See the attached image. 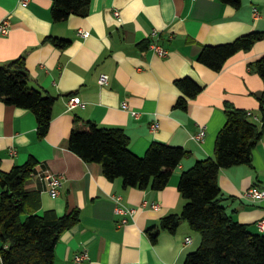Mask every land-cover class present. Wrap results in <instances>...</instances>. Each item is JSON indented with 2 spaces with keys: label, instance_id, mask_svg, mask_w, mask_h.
<instances>
[{
  "label": "crops",
  "instance_id": "0c3cea01",
  "mask_svg": "<svg viewBox=\"0 0 264 264\" xmlns=\"http://www.w3.org/2000/svg\"><path fill=\"white\" fill-rule=\"evenodd\" d=\"M52 13L53 0H29L27 6L22 0H0V23L11 18L8 35L0 34V66L25 58L30 87L57 98L45 138L39 137L33 112L0 101V171L36 159L26 188L40 194L37 214L81 212L80 222L58 242L56 264H185L202 241L188 222L175 233L161 230L156 242L148 232L165 217L183 212L187 201L179 190L181 175L214 157L227 105L249 112L262 127L264 80L252 65L264 56V40L233 56L221 72L198 57L205 46L264 32V0H242L240 9L220 0H92L86 17L73 15L56 23ZM54 39L70 44L61 49ZM154 44L168 57L156 54ZM104 74L109 83L101 86ZM186 78L203 88L196 98L186 97L176 85ZM71 98H80L84 106L69 110ZM180 98L188 100L186 109L176 107ZM84 121L123 129L131 152L140 157L154 143L184 148L189 155L164 190L126 188L122 179L110 181L101 164L86 163L69 149L73 131L86 129ZM155 123L159 128L153 131ZM204 128V140H195ZM48 171L65 177L58 198L49 192ZM219 184L226 212L264 233L258 225L264 219V199L244 198L252 188L264 190V137L252 166L222 170ZM115 197L136 210L125 225L116 214ZM154 203L159 209L152 208ZM85 252L89 259L77 263L76 256Z\"/></svg>",
  "mask_w": 264,
  "mask_h": 264
},
{
  "label": "trees",
  "instance_id": "16d2710c",
  "mask_svg": "<svg viewBox=\"0 0 264 264\" xmlns=\"http://www.w3.org/2000/svg\"><path fill=\"white\" fill-rule=\"evenodd\" d=\"M236 9L242 0H220ZM92 0H53V19L59 23L71 16L86 17ZM264 40V32H253L234 42L205 46L198 61L216 72L242 51H250ZM61 49L69 41L56 40ZM264 80V56L253 65ZM25 58L0 66V101L33 112L38 122V134L45 138L53 120L57 98L29 84ZM190 99L203 88L190 78L176 82ZM188 100L180 98L177 108L186 109ZM262 127L253 116L232 105L226 106L227 121L219 132L215 155L197 162L182 173L179 190L187 204L180 215L165 217L158 228L148 235L157 241L161 230L175 233L182 222L201 235L200 247L191 253L185 264H264V233H255L249 226L235 221L222 205L219 176L222 170L252 166L254 150L264 137V92L260 98ZM79 121V120H78ZM85 130L75 129L69 149L86 163L101 164L110 181L122 179L126 188L164 190L189 152L181 147L154 143L143 157L130 150V138L123 129L103 128L90 121ZM38 161L31 158L25 165L10 172L0 171V255L3 264H56V247L61 236L81 220L77 209L59 216L49 211L43 216L38 192L26 186L35 173Z\"/></svg>",
  "mask_w": 264,
  "mask_h": 264
},
{
  "label": "built area",
  "instance_id": "2783aa9c",
  "mask_svg": "<svg viewBox=\"0 0 264 264\" xmlns=\"http://www.w3.org/2000/svg\"><path fill=\"white\" fill-rule=\"evenodd\" d=\"M29 3V0H22V5L23 6H27ZM259 12L256 10L255 11V16H258ZM117 16H120L119 13H117ZM10 27H11V18L8 17L6 18L3 22L0 23V34L2 35H8V33L10 32ZM82 36L87 38L89 37V33L88 32H81ZM158 35L157 32H155L153 34V36ZM152 49L155 51L156 54H158L160 57H168L169 52L164 50L163 48H161L158 44H154L152 45ZM99 83L101 86H105L109 83V76L108 75H102L100 77ZM80 106H84V103L80 100V98H71L68 102V109L69 110H73L77 107ZM122 107L124 110H128L130 109V106L127 102H124L122 104ZM132 114L134 116H139L138 112L132 111ZM159 128V124L155 123L153 125V131L158 130ZM206 136V129L204 128L198 135H196L194 137L195 140L197 141H203L204 138ZM45 179L48 182V186H49V192L51 194V196L53 198H58L61 192V189L64 186L65 183V177L59 174H54L52 172H46L45 174ZM244 198L245 199H252V200H263L264 199V190L258 189V188H252L250 189L248 192H246L244 194ZM114 200L116 201V214L119 216L123 217V220L121 221L120 225H125L128 223V219L127 216H133L136 214V210L135 209H129L127 207H125L122 203V198L121 197H115ZM145 206H147V203L145 204ZM152 208L154 209H159V205L158 204H153ZM259 227L261 229L262 232H264V219L261 220L259 222ZM187 243H191V239L188 238L187 239ZM89 259L88 254L82 253V254H78L76 256V262L77 263H81L84 260Z\"/></svg>",
  "mask_w": 264,
  "mask_h": 264
}]
</instances>
